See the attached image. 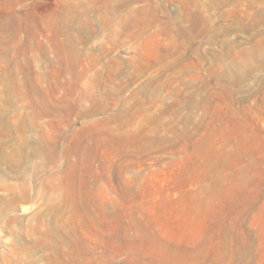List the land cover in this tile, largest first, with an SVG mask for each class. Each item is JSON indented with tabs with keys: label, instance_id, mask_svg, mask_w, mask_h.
Listing matches in <instances>:
<instances>
[{
	"label": "rangeland",
	"instance_id": "rangeland-1",
	"mask_svg": "<svg viewBox=\"0 0 264 264\" xmlns=\"http://www.w3.org/2000/svg\"><path fill=\"white\" fill-rule=\"evenodd\" d=\"M0 264H264V0H0Z\"/></svg>",
	"mask_w": 264,
	"mask_h": 264
}]
</instances>
